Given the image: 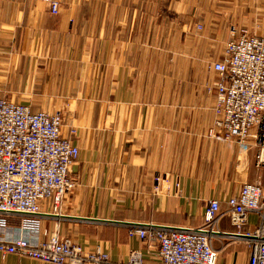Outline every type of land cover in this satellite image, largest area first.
<instances>
[{
    "label": "crops",
    "instance_id": "1",
    "mask_svg": "<svg viewBox=\"0 0 264 264\" xmlns=\"http://www.w3.org/2000/svg\"><path fill=\"white\" fill-rule=\"evenodd\" d=\"M58 2L52 15L39 0H0V97L33 112L59 111L61 136L74 129L79 149L73 188L60 212L43 218L47 235L39 240L54 232L84 251L99 248L111 264H125L133 250L155 263V247L130 228L198 227L208 199L223 212L241 182L264 184L253 150L239 164L233 142L215 130L210 136L214 97L205 85L217 76L200 72L194 57L213 45L204 55L218 60L231 29L262 33L264 0ZM154 173L171 177L166 195L153 192ZM256 224L249 214L240 231ZM217 228L224 235L212 245L220 259L246 264L247 244L225 235L233 230L226 215ZM0 264L52 263L0 251Z\"/></svg>",
    "mask_w": 264,
    "mask_h": 264
},
{
    "label": "built area",
    "instance_id": "2",
    "mask_svg": "<svg viewBox=\"0 0 264 264\" xmlns=\"http://www.w3.org/2000/svg\"><path fill=\"white\" fill-rule=\"evenodd\" d=\"M52 15L59 12L58 0H39ZM196 29H202L194 18ZM216 74L205 85L214 97V129L210 136L233 142L237 161L244 163L254 151V166L264 169V36L233 29L224 43L221 57L207 64ZM59 111L33 112L23 103L0 97V251L52 264H111L99 249L88 252L69 240L47 235L43 218L60 212L61 203L73 188L70 168L79 154L71 136H61ZM218 133V134H217ZM169 174H152L153 192L166 195ZM177 187V180H176ZM255 214L252 231H240L248 215ZM226 215L231 228L225 235L244 241L248 247L246 264H264V184L243 181L221 212L216 199L205 202L201 226L148 224L129 229L156 249L157 261L150 264H227L212 245L216 235H224L217 223ZM125 264H147L139 250L129 253Z\"/></svg>",
    "mask_w": 264,
    "mask_h": 264
},
{
    "label": "rangeland",
    "instance_id": "3",
    "mask_svg": "<svg viewBox=\"0 0 264 264\" xmlns=\"http://www.w3.org/2000/svg\"><path fill=\"white\" fill-rule=\"evenodd\" d=\"M253 7H255V5L253 6ZM261 18H263L264 19V12L263 13H261V16H260ZM258 23H260V21H258ZM202 29H197L196 30V34H194V37H200L201 36V33H199L200 31H201ZM242 32H246V31H244V30H242ZM241 32V33H242ZM247 33V32H246ZM264 28H263V30H262V33H259V32H256V33H248V34H250V35H257V34H261V35H259V36H264ZM182 36V39L184 40V35H181ZM164 37H165V39L166 38H168V40H166V41H169V39H170V42H180L181 41V39H180V37H176L175 35L171 38L169 35H164ZM165 41V42H166ZM212 48H213V45L211 46V48H210V50L209 49H207V50H200L199 48L198 49H195L194 50V57H195V61H197V62H199L200 64H201V67H200V72L202 71L203 73H208L209 72V69H208V67H207V64L210 62V61H207V59L205 58V55H204V53L206 54V53H208L209 51H214V50H212ZM223 50V49H222ZM198 56H199V58H198ZM212 61V60H211Z\"/></svg>",
    "mask_w": 264,
    "mask_h": 264
}]
</instances>
